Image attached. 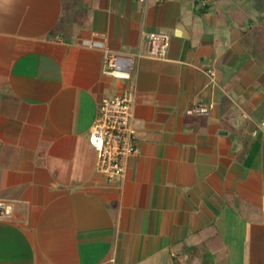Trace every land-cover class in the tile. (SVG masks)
<instances>
[{
	"label": "crops",
	"instance_id": "1",
	"mask_svg": "<svg viewBox=\"0 0 264 264\" xmlns=\"http://www.w3.org/2000/svg\"><path fill=\"white\" fill-rule=\"evenodd\" d=\"M263 18L264 0H0V264H264ZM127 86L137 152L113 185L88 135Z\"/></svg>",
	"mask_w": 264,
	"mask_h": 264
},
{
	"label": "built area",
	"instance_id": "2",
	"mask_svg": "<svg viewBox=\"0 0 264 264\" xmlns=\"http://www.w3.org/2000/svg\"><path fill=\"white\" fill-rule=\"evenodd\" d=\"M147 38L150 53L154 56H162L170 43L169 36L164 33H149ZM132 62L131 57L106 50L103 73L129 79ZM207 72L213 74L212 70ZM133 104L134 93L129 86L113 97L103 98L88 135V142L97 151V171L113 185L122 182L127 160L137 152V135L132 124ZM195 112L205 113L206 108L198 106ZM259 127H264V121L260 122ZM9 212L10 207L0 201V215Z\"/></svg>",
	"mask_w": 264,
	"mask_h": 264
},
{
	"label": "trees",
	"instance_id": "3",
	"mask_svg": "<svg viewBox=\"0 0 264 264\" xmlns=\"http://www.w3.org/2000/svg\"><path fill=\"white\" fill-rule=\"evenodd\" d=\"M262 28H260L259 38L261 39V51L263 52L264 56V18L261 20Z\"/></svg>",
	"mask_w": 264,
	"mask_h": 264
},
{
	"label": "rangeland",
	"instance_id": "4",
	"mask_svg": "<svg viewBox=\"0 0 264 264\" xmlns=\"http://www.w3.org/2000/svg\"><path fill=\"white\" fill-rule=\"evenodd\" d=\"M209 261H211V259H209Z\"/></svg>",
	"mask_w": 264,
	"mask_h": 264
}]
</instances>
